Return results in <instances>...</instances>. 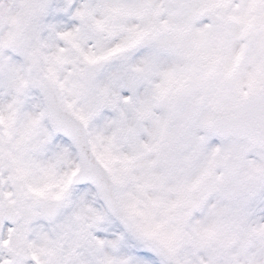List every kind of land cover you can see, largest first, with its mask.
Listing matches in <instances>:
<instances>
[{"label":"snow or ice","instance_id":"obj_1","mask_svg":"<svg viewBox=\"0 0 264 264\" xmlns=\"http://www.w3.org/2000/svg\"><path fill=\"white\" fill-rule=\"evenodd\" d=\"M0 264H264V0H0Z\"/></svg>","mask_w":264,"mask_h":264}]
</instances>
